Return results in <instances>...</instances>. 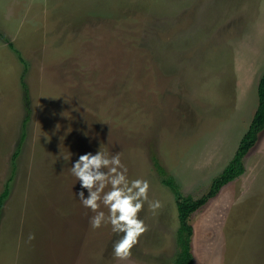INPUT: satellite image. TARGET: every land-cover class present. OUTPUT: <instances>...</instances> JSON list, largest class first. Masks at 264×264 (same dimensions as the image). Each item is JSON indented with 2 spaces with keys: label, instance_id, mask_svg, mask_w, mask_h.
<instances>
[{
  "label": "rangeland",
  "instance_id": "obj_1",
  "mask_svg": "<svg viewBox=\"0 0 264 264\" xmlns=\"http://www.w3.org/2000/svg\"><path fill=\"white\" fill-rule=\"evenodd\" d=\"M0 32L16 50L0 38V191L17 152L0 264H173L177 208L157 165L197 198L234 156L264 73V0H0ZM252 140L243 172L190 217L194 264H264V126ZM97 150L161 202L138 214L148 228L126 261L75 196L71 164Z\"/></svg>",
  "mask_w": 264,
  "mask_h": 264
},
{
  "label": "clouds",
  "instance_id": "obj_2",
  "mask_svg": "<svg viewBox=\"0 0 264 264\" xmlns=\"http://www.w3.org/2000/svg\"><path fill=\"white\" fill-rule=\"evenodd\" d=\"M70 158L71 155L63 157L67 161ZM70 173L80 185L75 196L83 208L94 213L89 217L90 228L110 227L116 237L112 243L113 257L119 261L128 260L148 228L138 214L145 204L153 215L161 207L158 199L149 197L150 181L147 178L130 179L120 153L100 150L79 155L72 162ZM102 207L107 213L101 210ZM34 238V234H29V240Z\"/></svg>",
  "mask_w": 264,
  "mask_h": 264
},
{
  "label": "trees",
  "instance_id": "obj_3",
  "mask_svg": "<svg viewBox=\"0 0 264 264\" xmlns=\"http://www.w3.org/2000/svg\"><path fill=\"white\" fill-rule=\"evenodd\" d=\"M0 38L7 42L9 48H14L12 42L0 32ZM16 51V50H15ZM24 73L20 76V85L23 90V105L25 110V117L22 125H26L29 120L31 114L30 108V100H29V90L28 86L25 82ZM257 107L253 114V118L249 125L248 130L242 136L240 143L235 151L234 156L231 158L229 163L223 169V171L215 177L209 189L200 197L194 198L191 195H183L180 192L179 185L176 181L166 175V171L162 166H158L159 174L161 175L162 183L170 188L175 197V205L177 208V217H178V228L176 231V245L178 247V251L176 254V258L173 264H194V256L191 251V236L193 234V228L190 223L191 215L200 209L206 202H208L211 198L215 197L219 190L229 182L236 179L243 172L242 160L245 154L248 152L250 147L253 144L252 136L253 133H258L259 129L264 126V73L261 75L258 86H257ZM23 133L21 135V139L23 140ZM18 149V148H17ZM17 151V150H16ZM17 156V152H15L11 159V175L8 180L5 182L3 188L0 191V216L3 210L4 203L6 202L11 186L10 181L13 177V173L15 172V157Z\"/></svg>",
  "mask_w": 264,
  "mask_h": 264
},
{
  "label": "crops",
  "instance_id": "obj_4",
  "mask_svg": "<svg viewBox=\"0 0 264 264\" xmlns=\"http://www.w3.org/2000/svg\"><path fill=\"white\" fill-rule=\"evenodd\" d=\"M191 251H192V248H191ZM192 254H193V252H192Z\"/></svg>",
  "mask_w": 264,
  "mask_h": 264
}]
</instances>
